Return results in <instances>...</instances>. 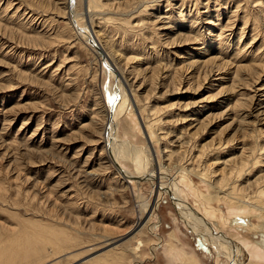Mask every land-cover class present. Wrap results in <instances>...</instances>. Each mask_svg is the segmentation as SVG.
<instances>
[{"label": "rangeland", "instance_id": "rangeland-1", "mask_svg": "<svg viewBox=\"0 0 264 264\" xmlns=\"http://www.w3.org/2000/svg\"><path fill=\"white\" fill-rule=\"evenodd\" d=\"M246 199L264 202V0H0V264H231L206 233L264 264Z\"/></svg>", "mask_w": 264, "mask_h": 264}, {"label": "bare ground", "instance_id": "bare-ground-1", "mask_svg": "<svg viewBox=\"0 0 264 264\" xmlns=\"http://www.w3.org/2000/svg\"><path fill=\"white\" fill-rule=\"evenodd\" d=\"M89 4H90V6L91 5H93V4H95V0H89ZM126 7V6H125ZM82 34H84V32L82 31ZM86 34V33H85ZM85 34L83 35L84 37H88L89 35H86L85 36ZM101 36H99V34L97 33L96 35H95V33H94V36L93 35H90V37H88L89 39H91V41H92V45H93V47L97 50L96 52L99 54V55H101V56H103L105 59H108L109 58V56H107V52L104 50V46L101 44V38H100ZM34 41H37V40H34ZM225 42V41H224ZM177 43V42H176ZM218 43V42H217ZM221 42H220V40H219V44H220ZM222 44H223V42H222ZM218 46V45H217ZM224 46V45H223ZM219 47H220V45H219ZM213 48V47H212ZM106 52V53H105ZM211 53V52H210ZM207 56V55H206ZM208 56H210V55H208ZM115 61V60H114ZM205 62H204V65L203 66H207V68H205V69H207V72H206V74L207 73H211V72H213V70H215V71H220V70H223V68L227 65L228 66V64L227 63H224V62H219V60H218V58H210V57H208L207 58V60H204ZM203 62V61H202ZM202 62H198V63H201L202 64ZM196 63V62H195ZM194 63V64H195ZM193 63H192V65H194ZM199 66H201L200 64H198ZM197 65V67L199 68V66ZM203 66H201L202 68H203ZM111 67H112V70L114 71V72H116L118 75H119V73H118V69L117 70H115V68L113 69V63H112V65H111ZM200 67V68H201ZM241 69V68H240ZM249 73H250V71H248ZM252 72V71H251ZM238 73H239V71H238ZM235 74V73H234ZM237 74V73H236ZM120 81H121V78H120ZM158 83V82H157ZM208 99V98H207ZM117 101V100H116ZM127 103V102H126ZM239 104V105H238ZM237 104V106H240L242 103L240 102V103H238ZM115 107V106H114ZM165 133V132H164ZM117 141V140H116ZM176 141H177V139H176ZM173 153H176V151H174V150H170V156H173ZM178 162V161H177ZM241 166V165H240ZM243 166V165H242ZM161 168H162V166H160ZM183 167V166H182ZM185 168H187L189 171H191L192 172V169L191 168H189V167H185ZM226 170V169H225ZM248 170V169H247ZM193 171H195V170H193ZM222 171V170H221ZM148 172V171H147ZM144 173V172H143ZM149 173L150 172H148L147 173V175H146V177L148 176H150L149 175ZM220 174V173H219ZM168 175V174H167ZM129 176V175H128ZM141 177H143V176H141ZM159 178L161 177L162 178V175L159 173V176H158ZM158 177H153V178H158ZM170 177V176H169ZM201 177L204 179V181L209 185V187H211L212 189H214V191H215V193H216V195H218L219 197H222V198H224V199H226V200H228L229 202H233L234 201V199H236L237 198V193H235L236 191H235V189L233 190V189H231L230 191L228 190V188L227 189H225V187L224 186H222V185H220V183H214V182H212V181H210V179L209 178H207V176L205 175V174H202L201 173ZM151 178V177H150ZM261 178V177H260ZM148 179V178H147ZM213 179V178H212ZM166 180V179H165ZM258 180V179H257ZM171 181V180H170ZM171 182H173V181H171ZM169 183V182H168ZM176 184V183H175ZM168 186H167V183H163V182H157L156 184H153V191H154V193H155V195H156V199H154L153 201H150V200H148V199H146V198H142V197H140L138 200H139V204H138V209H139V211H140V216H139V221L140 222H138L135 226V233H133L131 236H129L128 237V239H134V238H136L137 236H138V234L139 233H141V231H142V229L144 228V226H151V220H152V215H153V212H154V210L156 209V207H157V201H158V199H159V196H160V193L161 192H163V190H165L166 188H167ZM170 187V186H169ZM171 188V187H170ZM167 190V189H166ZM221 194V195H220ZM253 197V196H252ZM233 200V201H232ZM238 200V199H237ZM242 204L243 205H247L248 207H250V209L253 207V208H257V209H259V211L260 210H262V211H264V202L263 201H260V200H255V199H249V200H243L242 201ZM240 207H241V205H240ZM179 209V208H178ZM261 211V212H262ZM262 213H264V212H262ZM192 216V215H191ZM193 217V216H192ZM188 220V219H187ZM192 221H193V218L191 219ZM189 221V220H188ZM194 221H196V220H194ZM193 221V222H194ZM187 222V221H186ZM189 223H191V222H189ZM195 225V224H194ZM197 225V224H196ZM152 228V227H151ZM150 230H152V229H150ZM132 232H133V230H132ZM197 233V232H196ZM198 235H200V233L198 234ZM203 235L205 236V237H203ZM203 235H200L202 238H203V240L205 241L206 240V242L209 244V246H211V244L208 242V240H212L213 242H214V245L215 246H218L219 248H220V250L221 251H223V254H224V256H225V258H228V260H230V262H231V264H240L239 263V260H238V254L239 253H242V252H245V250H251V249H249V243H246V241H245V243L243 242V238L241 239V240H239V241H241V242H239V241H237V240H232V239H230L229 241L228 240H224L223 241V237L221 238L220 237V235H216V234H214V233H209L208 234V236H207V233L206 234H203ZM210 235H212V236H210ZM107 236H109V235H106L105 237H107ZM127 236V235H126ZM214 236V237H213ZM222 236V235H221ZM107 238H109V237H107ZM170 238L171 239H174L175 237H174V233H173V230H172V232H171V234H170ZM208 240H207V239ZM214 238H216V239H214ZM112 239V238H111ZM245 239V238H244ZM107 244V243H106ZM102 246V245H101ZM105 246V245H104ZM120 247V246H119ZM118 247V248H119ZM114 248V247H113ZM116 248H117V246H116ZM139 248H140V241L138 242V243H133V244H131V249H132V252L133 253H138V250H139ZM251 248V247H250ZM172 249V248H171ZM247 250V251H248ZM118 251V250H117ZM170 251V250H169ZM253 251V250H252ZM173 252V251H172ZM105 253V252H104ZM109 253V252H108ZM254 253H256V251L254 252ZM107 254V253H106ZM249 254H250V251H249ZM257 254H260V252H258V253H256V255ZM183 256V255H182ZM254 256H255V254H254ZM179 257V256H178ZM256 257V256H255ZM185 258V257H184ZM257 258L258 257H256V259H254V260H257ZM77 259V258H76ZM93 259V258H92ZM179 259H181V258H179ZM263 259V258H262ZM105 260V259H104ZM186 260V259H185ZM191 260V259H190ZM249 260V259H248ZM88 261H91V259H87V261H84V262H87L88 263ZM83 262V263H84ZM179 262V261H178ZM182 262V261H181ZM258 262V261H257ZM94 263V262H93ZM259 263V262H258ZM95 264V263H94ZM183 264H184V261H183ZM186 264H196L194 261H190V262H186ZM249 264H256V263H249Z\"/></svg>", "mask_w": 264, "mask_h": 264}]
</instances>
